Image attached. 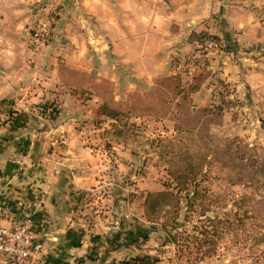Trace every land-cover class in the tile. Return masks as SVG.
Listing matches in <instances>:
<instances>
[{"label":"rangeland","instance_id":"obj_1","mask_svg":"<svg viewBox=\"0 0 264 264\" xmlns=\"http://www.w3.org/2000/svg\"><path fill=\"white\" fill-rule=\"evenodd\" d=\"M53 1L0 0V72H27L31 77L17 83L25 81L36 97L25 106L0 98V106L5 103L0 129L8 121L13 124L0 133V143L23 130L48 134L39 141L44 151L63 158L54 182L67 186L74 173L86 169L91 180L87 187L62 192L61 200L53 198L58 215L52 211L38 225L39 231L54 232L45 237L47 244L54 242L51 250L77 249L79 255L68 264H118L134 257L140 260L131 264H186L176 259L171 244L163 243L159 225L145 220V195L172 185L168 173L173 152L209 154L213 146L227 158L223 149L229 141L232 151L236 147L237 154L245 153L247 169L206 157L201 186L213 202L208 215L232 218L243 213L235 202H243L257 205L246 213L245 228L261 222L253 216L261 210L257 201L264 202V85L250 86L246 69L264 72V62L257 64L264 43L239 40L236 30L221 31V21L211 20L215 31L203 24L206 29L185 32L182 40L165 48L167 54H158L164 61L146 62L153 72L162 64V72L136 77L123 71L110 48L93 43L86 14L76 28L73 18L82 13L60 12ZM217 1L216 21L230 7L244 4L264 27V0ZM206 36H215L218 43L204 50L200 42ZM29 142L21 146L30 150ZM54 160L58 158L47 161L51 171ZM244 232L248 230L221 235L215 253L193 264H264L259 252L264 248L242 240ZM111 242L124 245L115 248ZM65 263L54 257L47 264Z\"/></svg>","mask_w":264,"mask_h":264},{"label":"crops","instance_id":"obj_2","mask_svg":"<svg viewBox=\"0 0 264 264\" xmlns=\"http://www.w3.org/2000/svg\"><path fill=\"white\" fill-rule=\"evenodd\" d=\"M53 2L60 12L82 13L81 17L73 18L77 22L76 28L82 26L83 14H86L88 28L92 30L93 43L110 48V51L123 63L121 65L123 71L134 73L136 77L151 75L150 72L153 71L146 69V62L148 60L164 61V58L161 60L158 54L162 56L167 54L168 50L166 52L165 48L182 40L185 37L183 33L206 29V27L210 31H215L216 25L211 20L216 23L221 21V25L219 24L221 31L236 30L239 40L244 39L247 43L255 44L264 43V27L254 19L251 11L244 4H235L230 7L228 11L218 16L216 21L215 17L219 9L217 0H54ZM221 31L214 33L218 34ZM262 62H264V55L257 64L262 66ZM140 63L143 67H140L141 69ZM156 67L158 70L153 74L162 72V64H157ZM246 71L247 83L250 86L262 88L264 72H257L254 69H246ZM28 73L33 75L36 72ZM0 76L4 81L0 80V98L13 99L17 106H25L36 99L31 91L26 90L28 86H24L25 81L17 83L22 77H31L27 76V72H2V74L0 72ZM21 94H27V97L21 98ZM4 105L5 103L1 104L0 108L4 109ZM9 123L11 121H8L3 128L1 126L0 133L12 129L13 124ZM64 129L65 125L61 126L59 131ZM45 135L48 134L26 133L23 130L12 133L8 136L9 141L0 143L2 184L0 223L8 226L12 220L30 216L34 224V235L41 244L40 250L29 256L23 264H47L52 262L54 257L71 263V260L79 255V251L74 247L64 248L57 254L54 253L51 250L54 242L47 244L48 241L45 239L54 232L50 228L47 232L38 229L39 224L41 226L43 221L50 219L49 214L52 211L58 215L60 208L57 202L53 203L55 196L61 200L62 192L73 187H87L91 183L86 172L88 169L83 174L74 173L67 186L66 183L63 185L62 181L59 185L54 182L55 169L60 170L58 163L62 164L63 158L55 152L46 154L45 146L40 143L45 140ZM25 140H30V150L21 146ZM59 148L61 149V146ZM45 154L51 158H58L57 162L54 160L56 164L52 171L48 169L51 166L47 164L51 158H47ZM57 174L59 176V172ZM59 180L60 178L57 181ZM55 245L59 246V243ZM0 264L14 263L4 254H0Z\"/></svg>","mask_w":264,"mask_h":264},{"label":"trees","instance_id":"obj_3","mask_svg":"<svg viewBox=\"0 0 264 264\" xmlns=\"http://www.w3.org/2000/svg\"><path fill=\"white\" fill-rule=\"evenodd\" d=\"M203 38L218 41L215 36ZM116 129L121 131L119 128ZM232 142L226 143L223 149V152L227 154V158L219 156L220 153L213 146H210L209 154L202 153L198 155L191 152H180L179 150L173 152L169 161L168 173L172 185L165 186L161 191L145 195L143 214L145 220L159 225L164 233L163 243H169L173 246L175 257L180 262L193 264L213 255L217 239L228 231H237L238 229L240 231L248 230L247 234L244 232L246 236L243 235L242 240L248 238L252 246L257 248L262 245L264 248L263 201H257L261 210H257L256 216H253L254 220H256V217H260L261 222L252 223L249 229L245 228L244 221L250 217L246 216V213L249 212L250 208L254 210L256 204L248 206L243 202H235V208L242 209L243 213L240 215L232 214V218L228 215L221 218L208 215L213 202L210 200V195L206 194L203 186H201V182L204 180L203 167L205 166L206 157L212 155L233 166L237 165L241 169H247L245 153L237 154L236 152L240 150L236 147L232 151ZM252 175L255 176L254 173ZM243 176L246 177L247 175L244 174ZM262 190H264V186ZM192 218H194V222H192ZM187 223L190 224L189 231L184 229V225ZM110 244L112 246L114 243L111 242ZM122 245L124 244L115 243L112 247L117 248ZM259 252L264 253V249H260ZM138 260L140 258L134 257L120 261L118 264H131Z\"/></svg>","mask_w":264,"mask_h":264},{"label":"built area","instance_id":"obj_4","mask_svg":"<svg viewBox=\"0 0 264 264\" xmlns=\"http://www.w3.org/2000/svg\"><path fill=\"white\" fill-rule=\"evenodd\" d=\"M216 42L204 39L200 42L202 49L206 50ZM2 184L0 181V191ZM2 211L0 208V220ZM41 244L34 235V224L30 216H25L20 220H12L8 226L0 223V254L7 256L8 260L14 264H23L25 260L39 251Z\"/></svg>","mask_w":264,"mask_h":264},{"label":"clouds","instance_id":"obj_5","mask_svg":"<svg viewBox=\"0 0 264 264\" xmlns=\"http://www.w3.org/2000/svg\"><path fill=\"white\" fill-rule=\"evenodd\" d=\"M115 99H116V101H119L120 100V96H116Z\"/></svg>","mask_w":264,"mask_h":264}]
</instances>
